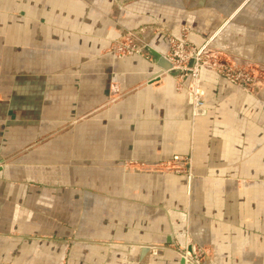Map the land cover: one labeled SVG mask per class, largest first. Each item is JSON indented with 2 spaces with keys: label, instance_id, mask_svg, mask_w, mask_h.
<instances>
[{
  "label": "crops",
  "instance_id": "obj_1",
  "mask_svg": "<svg viewBox=\"0 0 264 264\" xmlns=\"http://www.w3.org/2000/svg\"><path fill=\"white\" fill-rule=\"evenodd\" d=\"M32 1L0 15V264H182L191 245L207 264H264V87L202 68L193 117L172 75L152 82L157 57L104 51L139 8ZM190 29L196 45L218 30ZM222 30L221 45L244 33Z\"/></svg>",
  "mask_w": 264,
  "mask_h": 264
},
{
  "label": "rangeland",
  "instance_id": "obj_2",
  "mask_svg": "<svg viewBox=\"0 0 264 264\" xmlns=\"http://www.w3.org/2000/svg\"><path fill=\"white\" fill-rule=\"evenodd\" d=\"M25 1L27 0H0V15H6L10 11L12 13L22 11L20 8H23ZM45 1L33 0L31 6L37 8L51 6V3ZM82 1L85 4L89 3L91 9L99 13L118 15L120 14V7H126L127 9L137 7L143 12L140 15L150 16L154 14L157 19L151 20L145 16L142 24L132 29L120 31L104 51L116 57L137 54L152 59L155 56L152 52L153 43L158 38L163 39L167 44V51L165 54L160 55L169 64V67H163L160 64L161 73L152 79V82H159L161 80V78H158L160 75H172L177 88L185 91L188 97L190 77L194 72H197L200 90L204 93L203 108L205 92L201 85L200 72L202 68L215 70L233 84L240 85L255 95L263 90L264 0ZM122 3L125 6H120ZM80 7L85 6L81 4ZM167 16L170 17L168 19L171 22H178L179 30L177 34L169 28L171 24L165 23ZM4 18L5 16H2L1 20ZM187 24L201 25L202 28H207L212 32L221 25L222 28L220 27L214 33L209 31L208 34H212L208 41L202 45H196L190 38V28L193 25L189 27ZM230 24L240 25L244 28V33L241 36L236 33L230 34L226 38L225 45H221L218 37L223 32L222 29ZM186 73L189 76L182 78ZM235 76H239V78L235 80ZM246 78L251 80L248 81ZM188 162L186 167L189 170L191 168L190 159H188ZM204 259L206 260L205 255Z\"/></svg>",
  "mask_w": 264,
  "mask_h": 264
},
{
  "label": "built area",
  "instance_id": "obj_3",
  "mask_svg": "<svg viewBox=\"0 0 264 264\" xmlns=\"http://www.w3.org/2000/svg\"><path fill=\"white\" fill-rule=\"evenodd\" d=\"M196 69L198 70V68ZM189 70L191 71V69ZM187 75L188 74L186 73L185 75L182 76V78H184ZM238 78L239 76L234 77L235 80H237ZM246 79L248 81L251 80L250 78H246ZM188 84H189L188 85L189 87L188 97H189L191 108L193 110V114H192L193 117L205 115L206 110L202 107L204 93L200 90V83H199L197 72L193 73V75L190 77V82ZM174 160L179 163H184L185 165L189 163L187 159H184L183 157H179V156L175 157ZM179 254L184 260L185 264H207L206 260L204 259L205 251L201 247L196 248L191 245L190 247L188 246V247L181 249L179 251Z\"/></svg>",
  "mask_w": 264,
  "mask_h": 264
},
{
  "label": "water",
  "instance_id": "obj_4",
  "mask_svg": "<svg viewBox=\"0 0 264 264\" xmlns=\"http://www.w3.org/2000/svg\"><path fill=\"white\" fill-rule=\"evenodd\" d=\"M153 54L155 55V57H157L159 59V62L160 64L163 66V67H169V64L165 61V59H163V57L157 53L156 51H152ZM182 264H185L184 260L182 259Z\"/></svg>",
  "mask_w": 264,
  "mask_h": 264
},
{
  "label": "bare ground",
  "instance_id": "obj_5",
  "mask_svg": "<svg viewBox=\"0 0 264 264\" xmlns=\"http://www.w3.org/2000/svg\"><path fill=\"white\" fill-rule=\"evenodd\" d=\"M166 73H168V72H166Z\"/></svg>",
  "mask_w": 264,
  "mask_h": 264
}]
</instances>
